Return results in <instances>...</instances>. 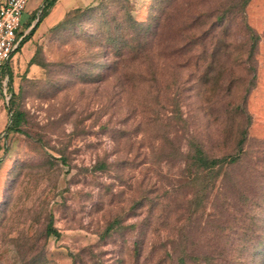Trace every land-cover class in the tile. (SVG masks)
<instances>
[{"label":"rangeland","instance_id":"1","mask_svg":"<svg viewBox=\"0 0 264 264\" xmlns=\"http://www.w3.org/2000/svg\"><path fill=\"white\" fill-rule=\"evenodd\" d=\"M7 71L0 264H264V0H88Z\"/></svg>","mask_w":264,"mask_h":264},{"label":"trees","instance_id":"2","mask_svg":"<svg viewBox=\"0 0 264 264\" xmlns=\"http://www.w3.org/2000/svg\"><path fill=\"white\" fill-rule=\"evenodd\" d=\"M57 0H42L41 5L38 7V10L40 12V18L33 24L32 21L36 18L34 16V13L32 14V19L31 21L27 24L26 27H30L29 31L24 35L20 45L18 46L17 50H20L21 47L23 46V44L33 35V33L37 30L39 23L42 21L43 18H45L51 8L54 6V4L56 3ZM137 24L133 23L132 25V29L136 28ZM131 40L129 39L126 42L125 46H128V48L132 45ZM132 47V46H131ZM131 49V48H130ZM133 49V48H132ZM134 50L137 51L136 47H134ZM33 57L30 59L29 63H33ZM4 72H7V70H4L2 72V75ZM9 76V74H8ZM8 91L10 93V98L8 101V109H9V114H10V121L9 124L6 126V130H5V135L8 134L9 131L13 130V129H17V125L19 124V121L22 117V112L13 109L10 104V99L12 98V91H11V78L9 76V84H8ZM242 149V139H240V141L237 144V150L238 153L234 154V155H226L222 158H209L205 155L204 151L199 147V146H194L193 150H192V155H191V160L194 163L195 167H196V174H198L200 171L203 170H207L208 172H213V170H215V168L222 166L223 164H232L234 162H236L239 158V152ZM112 224L108 225L105 229V233H108L111 228H112ZM47 233L51 234V235H59V233L51 226V224L48 225L47 227Z\"/></svg>","mask_w":264,"mask_h":264},{"label":"built area","instance_id":"3","mask_svg":"<svg viewBox=\"0 0 264 264\" xmlns=\"http://www.w3.org/2000/svg\"><path fill=\"white\" fill-rule=\"evenodd\" d=\"M29 0H4L0 3V100L8 104L9 76L2 75L10 63L12 54L18 49L29 29L22 28L21 18Z\"/></svg>","mask_w":264,"mask_h":264},{"label":"crops","instance_id":"4","mask_svg":"<svg viewBox=\"0 0 264 264\" xmlns=\"http://www.w3.org/2000/svg\"><path fill=\"white\" fill-rule=\"evenodd\" d=\"M3 1L4 0H0V3ZM87 1L88 0H57L46 17H48V21L49 20L51 21L55 18H58L67 9L71 7H75L78 4ZM30 27L31 26H29L27 29H30ZM8 113H9V109L7 107V104L4 101L0 100V136L2 135V133H4V130L8 124Z\"/></svg>","mask_w":264,"mask_h":264}]
</instances>
